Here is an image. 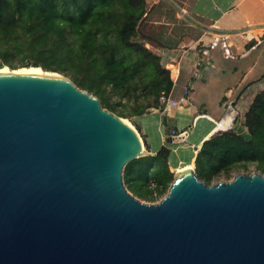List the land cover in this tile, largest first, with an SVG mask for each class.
<instances>
[{"label":"water","instance_id":"1","mask_svg":"<svg viewBox=\"0 0 264 264\" xmlns=\"http://www.w3.org/2000/svg\"><path fill=\"white\" fill-rule=\"evenodd\" d=\"M44 71L0 72V264H264L263 173L192 166L143 202L124 181L138 129Z\"/></svg>","mask_w":264,"mask_h":264},{"label":"trees","instance_id":"2","mask_svg":"<svg viewBox=\"0 0 264 264\" xmlns=\"http://www.w3.org/2000/svg\"><path fill=\"white\" fill-rule=\"evenodd\" d=\"M147 0H0V69L40 67L70 77L122 117L163 109L171 72L146 43L141 25ZM244 130H222L195 157L208 184L255 165L264 174V89L253 99ZM170 146L131 160L127 188L157 200L174 181Z\"/></svg>","mask_w":264,"mask_h":264},{"label":"crops","instance_id":"3","mask_svg":"<svg viewBox=\"0 0 264 264\" xmlns=\"http://www.w3.org/2000/svg\"><path fill=\"white\" fill-rule=\"evenodd\" d=\"M141 31L165 67H175L169 97L190 89L186 105L134 116L147 153L170 146L176 174L195 166L198 150L217 132L244 130L245 115L264 89V0H147ZM216 34H229L232 56L219 48L204 54ZM197 89L204 95L196 96Z\"/></svg>","mask_w":264,"mask_h":264},{"label":"built area","instance_id":"4","mask_svg":"<svg viewBox=\"0 0 264 264\" xmlns=\"http://www.w3.org/2000/svg\"><path fill=\"white\" fill-rule=\"evenodd\" d=\"M264 39L262 40V42ZM234 42L232 41L231 37L229 34H216L215 37L208 43V50H204V54H208L211 50L215 48H219L226 56H232L233 51H232V46ZM167 68L171 72V77L173 81H176V76L174 77L173 75V70L174 68H170L167 66ZM178 71V69L176 68ZM190 92V89H187L185 93L179 97L178 99H172L170 97L168 98H162L163 101L166 102V105L164 107V110L172 107V106H181V105H186L188 104V94ZM181 134L178 132V130H172V136L174 137H179Z\"/></svg>","mask_w":264,"mask_h":264},{"label":"rangeland","instance_id":"5","mask_svg":"<svg viewBox=\"0 0 264 264\" xmlns=\"http://www.w3.org/2000/svg\"><path fill=\"white\" fill-rule=\"evenodd\" d=\"M148 46V45H147ZM8 67V66H7ZM170 68H173V66L169 65ZM10 68V67H9ZM167 68V67H166ZM175 69V67H174ZM202 96L204 95V93H202V91L200 89H197L196 91V96ZM135 116V115H134ZM134 116H129V117H125V119H127L128 121H130V123L136 128V124H135V117ZM139 131V130H138ZM140 132V131H139ZM142 135V134H141ZM195 167V166H194ZM237 172H246V173H252V172H260L259 170H257V168L255 167V165H249V168L247 170H240V171H233L231 176L229 178H223V180H231L233 179V177L235 176V174ZM167 194V193H166ZM166 194H164L163 196L159 197L157 200H150V199H144V198H140L138 196H136L137 198H139L140 200H142L143 202H147V203H157L158 201H160Z\"/></svg>","mask_w":264,"mask_h":264},{"label":"bare ground","instance_id":"6","mask_svg":"<svg viewBox=\"0 0 264 264\" xmlns=\"http://www.w3.org/2000/svg\"><path fill=\"white\" fill-rule=\"evenodd\" d=\"M11 69L7 66H5L4 68L0 69V72H9ZM14 72H18V73H21V72H37V73H45L44 70H42V68L40 67H30V68H23V69H18V70H14ZM50 73V72H49ZM177 155V154H176ZM191 155V154H190ZM193 155V154H192ZM191 158V157H190ZM184 161V160H183ZM186 163V162H185ZM178 165V164H177ZM192 167V164L191 165H188L187 167L185 168H190Z\"/></svg>","mask_w":264,"mask_h":264}]
</instances>
